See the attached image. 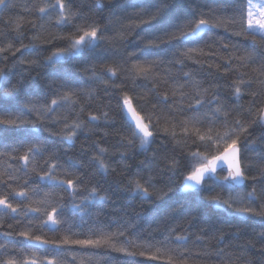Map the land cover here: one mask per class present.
<instances>
[{"label":"snow or ice","instance_id":"6c2138e0","mask_svg":"<svg viewBox=\"0 0 264 264\" xmlns=\"http://www.w3.org/2000/svg\"><path fill=\"white\" fill-rule=\"evenodd\" d=\"M73 3L74 0H31L30 4L23 6V12H34V18L26 20L23 14H17L0 21L5 29L0 31V38L8 39L10 33H15L4 46H0V61L15 60L16 54L20 53L21 58L12 64V69L17 65H27L26 71L33 70L40 61L25 60L23 55L34 50L37 42L41 45L54 41L66 43V47L56 48L45 58L46 63H55L79 57L85 50L91 51L105 40L114 43L136 29L144 33H138L139 38L145 41L143 47L138 46L130 52L122 63L107 66L111 84L95 72L92 78L106 85V91L110 87L119 93L115 98L129 133H118L120 146L125 149L138 148L142 153L151 152L140 162L138 170L127 178L125 189L133 197L147 201L155 197L165 205L160 219L166 235L162 234L163 238L159 240L152 233L145 237L127 224L116 231L89 229L84 238H77L81 233L73 231V228L83 225L69 224L64 218L63 193L70 198L71 208L84 215L88 214L94 201L106 202L109 195L98 186L91 185L87 173L72 171L59 164L55 152L49 150L39 133L49 121L62 123L60 134L72 144L79 133H93L101 120L107 124L110 113L108 110H102L99 114L89 112L86 120L82 119L95 93L79 88L65 73L54 72L47 85L51 99L46 103L24 100L15 111L0 107V139L10 131H18L22 137L4 144L0 149V157L13 161L0 163V226H3L6 216L18 225L27 219L29 226L15 233L28 241L20 246L17 255H5L8 245L0 244V264H64L58 255L41 258L35 251L30 254L25 252L39 245L56 249L61 246L110 249L128 257L166 261V264H264V203L261 202L264 201V165L254 170L245 156L248 145L255 143L249 140L250 128L256 125L264 127V53L257 56L255 52L241 50L239 45L229 43H221L217 48L214 43L204 40L213 29L224 28L232 30L235 36L250 39L253 48L264 47V0H235L238 6L229 15L220 14L206 5L193 7L180 23L172 25L169 20L168 27L157 26L168 18V0H138L128 5L138 9L135 18H129V23L112 37H106V29L96 21L89 22L80 9L72 7ZM191 3L195 5L196 0H191ZM17 7L12 0H0V8L6 11ZM25 24L33 32L28 44L22 43L26 35ZM46 24L72 30L66 35L50 34L45 37L42 33ZM154 32H162L163 36L154 35ZM173 41H179L184 46L172 53V60L166 63L159 55H153L154 49ZM17 42L19 47L15 46ZM220 52L227 55L222 56ZM188 61L201 67L207 64L209 69L215 68L218 76L235 73L228 84L233 103L221 97L219 83L205 86V82L197 79L190 70L173 74V66L179 65L183 69ZM118 73L123 76L120 83H116L120 79ZM14 74V71L0 68V81L3 82L0 96L19 99L21 84L19 81L11 84ZM140 80L151 82V87L146 89L154 100L150 110H138L133 96L129 94L132 90L129 82L134 86ZM245 98L248 99L247 107L242 103ZM61 109H67V112L62 113ZM33 113L39 126L28 119ZM29 124L31 128L26 127ZM161 133L171 141L170 151L152 149ZM94 146L96 151L92 160L96 173L92 175L106 177L115 173L116 169L105 160L109 149L100 147L98 143ZM124 155L121 152V158ZM258 159L264 161V152L258 154ZM154 168H159L162 174H170L168 182L158 186L150 174ZM146 171L148 175L144 174ZM33 174L40 181L47 182L46 186L52 191L32 186L29 177ZM177 174L180 177L178 187L174 179ZM212 185L221 191L215 192ZM174 192L181 195L170 202L165 199ZM205 203L217 208H232L235 214L242 217L259 218L262 230L255 234L254 240L227 248L219 247L224 241L221 230L214 237L217 247L213 248L208 244L207 233L203 229L199 235L190 231L194 214ZM34 224L53 232L67 225V230L59 239L50 240L35 234L31 230ZM12 227L8 224L9 236L14 234ZM153 231L159 232V227ZM193 235L194 243L201 246L196 252L188 246ZM253 252L257 253L255 257ZM80 264H94V261L88 255L81 259Z\"/></svg>","mask_w":264,"mask_h":264},{"label":"trees","instance_id":"16d2710c","mask_svg":"<svg viewBox=\"0 0 264 264\" xmlns=\"http://www.w3.org/2000/svg\"><path fill=\"white\" fill-rule=\"evenodd\" d=\"M13 3L18 5L12 11H6L0 8V21L7 19L9 16H15L17 14H23L25 19L34 18V12L32 14L23 12V6L30 4L31 0H12ZM138 0H74L72 7L74 9H80L88 21H96L103 29H106L105 36L112 37L116 35L122 28V26L129 23V18H135L138 13V9L129 7L133 3H137ZM169 13L168 18H165L157 26H169V20L172 25L180 23L182 18L189 13L193 7H210L216 9L220 14L229 15L234 7L238 5L235 0H196V4L193 5L191 0H168ZM55 16V13H53ZM83 21H78V23ZM29 25L25 24L26 35L22 41L24 44L29 43V38L33 34L28 30ZM72 29L65 27L58 29L53 25H45V30L42 33L43 36L67 34ZM169 30L171 28L169 27ZM0 31H5L4 26L0 23ZM144 35L140 33L139 29L132 31L126 35L123 39H118L114 43H109L107 40L101 42V44L95 49L85 52L76 58H69L60 60L55 63H46L45 58L51 54L58 47H66L64 41H54L52 43H45L41 45L37 42L36 47L30 53H25L23 59H38L40 64L33 70H25L27 65L17 67L13 70L12 64L21 58V54L17 53L15 60L10 58L7 62L0 61V68H7L10 71H14L15 74L11 77V84L15 85L19 81L21 84V95L19 99H10L0 96V107L8 108L15 111L21 106V101L31 100L38 103H46L51 99V95L47 88L50 83L51 74L54 72H62L71 77L72 81L78 84V87L84 90H92L95 93V98L89 102L88 107L85 109V113L81 117L86 120L89 112L93 114H99L102 110H108L110 113V119L107 124L101 120L99 127L95 129L93 133L82 132L79 133L74 143L69 144L64 140V137L60 134L63 129L62 123L53 124L51 121L47 122L45 126L41 128L40 138L45 140L47 147L50 151L55 152L58 163L65 168H69L72 171H79L87 173L88 178L91 181V185H96L100 189L106 191L109 195V199L106 202L94 201L88 209V214L84 215L75 212L71 208V201L67 193H63L65 200L63 203L65 207L63 209L64 218L69 224L83 225L82 227L73 228V231L81 233L77 238H84L89 233V229H111L116 231L124 225L131 224L136 233H139L145 237L149 233H152L155 239H162V234L166 235L164 231V223L161 222V217L164 214L165 205L153 197L152 200H142L139 197H133L131 193L126 191L125 183L127 178L134 174L140 165V162L145 160V156L151 155L149 153H142L138 148H122L120 146V137L118 133H124L128 135V129L125 125L124 117L117 106L116 95L119 93L108 88L106 85L100 83L92 78V73L102 80H109V75L106 72L107 66H112L114 63H122L128 58V54L133 52L138 46L143 47L145 41H142L139 36ZM154 35L163 36L162 32H154ZM15 36V33H10L8 39L0 38V46H4L9 39ZM205 41L214 43L217 48L221 43L237 44L241 50L247 49L248 51L255 52L257 56L264 53V47H251L250 39L244 37H238L232 34V30H225L224 28L213 29L204 37ZM203 44V42H201ZM16 47L20 44L15 43ZM184 45L179 41H173L171 43H164L159 49L153 50V55H159L162 59L167 61L172 60L173 52L182 48ZM192 46V45H188ZM220 55H227L226 52H220ZM219 62V61H217ZM212 63V61H209ZM192 71L197 79H201L205 82V86L208 83H219L221 85L220 93L221 97L228 103H233L231 99V89L228 88V84L235 76L232 73L230 76H218L215 68L209 69L207 64L203 67L192 64L188 61L186 67L183 69L179 65L172 67L173 74L179 75L182 71ZM118 75H120L118 73ZM123 76L120 75V79L116 80V83H120ZM112 81L109 80V84ZM3 82L0 81V86ZM129 88L132 89L129 94L133 96V103L138 110L143 108L144 110H150L151 104L154 102L152 95L147 93L146 89L151 87L150 81L140 80L136 85H132L129 82ZM255 88V85H253ZM163 91V88H161ZM251 91V90H249ZM139 97H143L140 99ZM242 103L245 107L248 105V99L245 98ZM62 113L67 112V109H61ZM143 114V113H142ZM74 118V117H70ZM29 120L35 121V114L28 116ZM39 126V125H38ZM26 127L31 128L29 124ZM93 127V125H88ZM50 129V131H49ZM107 132L108 135H104ZM251 135L249 136L250 143L248 150L245 152V156L255 168L264 165V161L258 159V154L264 152V127L259 125L250 128ZM55 133V134H53ZM19 132H7L3 134V138L0 139V149L6 143H13L21 139ZM98 143L100 147H106L109 149V154L105 157L106 162L110 163L115 169V173H110L108 176H101L96 173V165L92 160V156L96 151L95 144ZM172 148L171 141L164 137L161 133L157 136L156 143L152 145V149L160 150L161 152L170 151ZM178 151V150H177ZM121 152L125 155L121 158ZM22 154V153H21ZM47 156V153L45 154ZM0 163H13L7 157H0ZM162 167V165H160ZM148 175L146 171L144 173ZM158 186H162L163 183L168 182V173H161L159 168H154L150 173ZM32 186L39 187L44 191H52L47 185V182H42L38 179L36 174L29 177ZM175 186L180 184L179 174L174 178ZM215 192H220L221 189L212 185ZM181 195L179 192L169 194V197L165 199L169 202L171 199H175ZM204 195H207L205 193ZM264 203V201H261ZM195 219L190 231L196 235L201 234V229L207 233L208 244L215 248L217 247V240L214 238L220 234L222 230L224 235V241L219 247H235L242 245L249 239H255V234L262 230V225L259 218L239 216L234 213L232 208H217L210 204L205 203L194 214ZM8 224L13 227L11 231L13 235H7ZM27 219L23 220V223L17 224L15 220L10 217H4L3 226H0V244L8 245V251L5 255H17L19 253L20 246L27 242L19 237L15 233L28 228ZM159 227V232L153 230ZM31 230L38 235H43L50 240H56L66 234L67 225L61 226L60 231H49L48 228H40L38 224H34ZM195 235L189 241V247L196 252L201 246L194 243ZM174 246V245H173ZM259 247V245H257ZM2 251V250H0ZM35 251L38 257L51 258L58 255L60 259L64 261V264H80L81 259L88 255H91L94 264H166V261H146L144 257H128L124 253L112 251L110 249H90L81 248L80 246H61L60 249H56L51 246H39L36 249L25 250L26 253ZM255 257L257 253L253 252ZM75 257V259H73Z\"/></svg>","mask_w":264,"mask_h":264},{"label":"water","instance_id":"95a60500","mask_svg":"<svg viewBox=\"0 0 264 264\" xmlns=\"http://www.w3.org/2000/svg\"><path fill=\"white\" fill-rule=\"evenodd\" d=\"M28 243V241H26ZM39 246H46V245H39Z\"/></svg>","mask_w":264,"mask_h":264},{"label":"bare ground","instance_id":"6f19581e","mask_svg":"<svg viewBox=\"0 0 264 264\" xmlns=\"http://www.w3.org/2000/svg\"><path fill=\"white\" fill-rule=\"evenodd\" d=\"M46 246H48V245H46ZM39 247V246H38Z\"/></svg>","mask_w":264,"mask_h":264}]
</instances>
